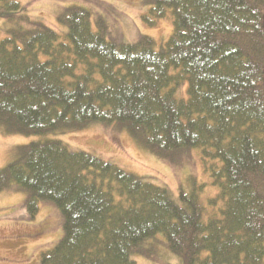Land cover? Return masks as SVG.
Instances as JSON below:
<instances>
[{
	"label": "trees",
	"instance_id": "trees-1",
	"mask_svg": "<svg viewBox=\"0 0 264 264\" xmlns=\"http://www.w3.org/2000/svg\"><path fill=\"white\" fill-rule=\"evenodd\" d=\"M145 1L150 25L172 20L158 48L108 39L81 5L57 13L61 34L0 0V128L42 137L14 147L0 191H23L30 218L40 200L58 207L63 234L40 264H137L157 236L179 264H264V0ZM95 124L165 162L199 150L216 197L174 195L54 136Z\"/></svg>",
	"mask_w": 264,
	"mask_h": 264
},
{
	"label": "rangeland",
	"instance_id": "rangeland-1",
	"mask_svg": "<svg viewBox=\"0 0 264 264\" xmlns=\"http://www.w3.org/2000/svg\"><path fill=\"white\" fill-rule=\"evenodd\" d=\"M21 3L31 19L40 20L61 34L66 28L57 21L56 15L69 5L90 8L94 28L100 17L107 27L108 39L135 42L141 35H147L155 40L158 48L172 32L170 16L156 20L153 25L148 23L152 19L149 15L151 5L145 0H21ZM10 24L6 18L0 20V38L7 35ZM54 136L61 138L72 150H84L126 171L153 178L152 182L165 186L174 195L180 188L189 193L202 185L198 194L205 203L218 192L195 148L165 162L141 148L125 131L102 125ZM41 138L5 133L0 128V168L13 158L14 147ZM24 198L25 193L17 189L0 191V264H40V253L52 248L63 234L62 215L55 204L40 200L38 212L30 218L23 206ZM206 206L209 212L216 207ZM150 243L159 248H153L151 259L133 255L137 264H179L178 258L164 247L160 236Z\"/></svg>",
	"mask_w": 264,
	"mask_h": 264
}]
</instances>
